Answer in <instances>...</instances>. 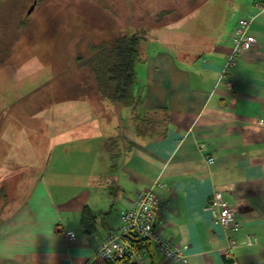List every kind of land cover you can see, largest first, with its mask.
<instances>
[{"label": "crops", "instance_id": "0c3cea01", "mask_svg": "<svg viewBox=\"0 0 264 264\" xmlns=\"http://www.w3.org/2000/svg\"><path fill=\"white\" fill-rule=\"evenodd\" d=\"M210 2L221 6L217 17L211 8L177 17L141 46L136 110L100 101L96 88L89 95L86 80L73 93H46L47 118L25 138L31 184L0 221V264H88L157 179L166 210L156 231L182 247L187 264H264V0ZM249 19L256 45L222 79ZM215 190L237 205L236 233L206 208ZM84 209L96 217L92 233ZM228 237L238 243L230 257ZM149 264L174 263L151 244Z\"/></svg>", "mask_w": 264, "mask_h": 264}, {"label": "rangeland", "instance_id": "374dc122", "mask_svg": "<svg viewBox=\"0 0 264 264\" xmlns=\"http://www.w3.org/2000/svg\"><path fill=\"white\" fill-rule=\"evenodd\" d=\"M208 1H0V221L22 203L31 184L25 138L47 118L46 93H73L86 80L82 87L91 95L97 89L89 68L94 46L133 34L142 39L141 46L150 43L177 17L210 11ZM211 9L217 17L221 6Z\"/></svg>", "mask_w": 264, "mask_h": 264}, {"label": "built area", "instance_id": "2783aa9c", "mask_svg": "<svg viewBox=\"0 0 264 264\" xmlns=\"http://www.w3.org/2000/svg\"><path fill=\"white\" fill-rule=\"evenodd\" d=\"M259 8L264 7L260 4ZM253 19L242 20L233 39V47L222 73L225 79L230 70L236 66L237 59L243 51L252 50L256 45V39L250 34V26ZM228 87L231 84L226 83ZM165 188L164 183L157 179L149 189L138 193L136 201L129 209L121 214L122 224L118 231L106 237L99 245L95 257L88 264H149L150 256L145 248V242L154 244L165 261L174 264H187L188 257L182 247L174 245L169 239L163 238L156 227L161 221L166 202L160 194ZM207 210L212 213L214 221L219 224L226 233H236L241 224L237 220V205L227 201L219 190L213 192L207 205ZM73 233H69L72 236ZM226 256L230 257L238 243L228 237ZM255 240L248 237L247 244L252 245Z\"/></svg>", "mask_w": 264, "mask_h": 264}, {"label": "trees", "instance_id": "16d2710c", "mask_svg": "<svg viewBox=\"0 0 264 264\" xmlns=\"http://www.w3.org/2000/svg\"><path fill=\"white\" fill-rule=\"evenodd\" d=\"M1 1V0H0ZM142 39L137 35H122L111 44L94 46L89 68L92 69L97 91L101 97L112 103L136 110L139 101L135 96L136 67L141 62L140 48ZM146 130L139 129L140 134ZM114 159L117 157L112 156ZM115 169V166L113 167ZM96 217L88 209L82 214V226L87 233H92ZM150 256L151 243L145 242Z\"/></svg>", "mask_w": 264, "mask_h": 264}, {"label": "flooded vegetation", "instance_id": "af4514ba", "mask_svg": "<svg viewBox=\"0 0 264 264\" xmlns=\"http://www.w3.org/2000/svg\"><path fill=\"white\" fill-rule=\"evenodd\" d=\"M198 1H200V0H198ZM175 2L177 3V2H178V0H175Z\"/></svg>", "mask_w": 264, "mask_h": 264}]
</instances>
